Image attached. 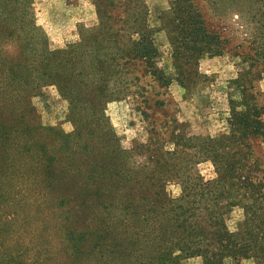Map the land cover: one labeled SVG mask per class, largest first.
Returning a JSON list of instances; mask_svg holds the SVG:
<instances>
[{
  "label": "trees",
  "instance_id": "trees-1",
  "mask_svg": "<svg viewBox=\"0 0 264 264\" xmlns=\"http://www.w3.org/2000/svg\"><path fill=\"white\" fill-rule=\"evenodd\" d=\"M113 2L92 0L95 26L54 45L32 0H0V264H264V154L252 143L264 142V91L253 85L264 73V0H225L227 14L248 7L261 42L228 82L238 95L227 99V133L164 140L152 127L129 149L106 106L131 94L136 64L158 73L159 55L144 7ZM169 14L172 57L194 69L215 42L201 10L173 0ZM234 208L242 220L230 232L223 217ZM46 217L55 247L39 235Z\"/></svg>",
  "mask_w": 264,
  "mask_h": 264
},
{
  "label": "rangeland",
  "instance_id": "rangeland-1",
  "mask_svg": "<svg viewBox=\"0 0 264 264\" xmlns=\"http://www.w3.org/2000/svg\"><path fill=\"white\" fill-rule=\"evenodd\" d=\"M113 1L112 6L117 11L125 6L144 7L147 28L159 55L155 64L158 73L152 75L150 70H144L136 64V71H132L135 80L130 86L131 94L106 106V116L113 133L119 139V145L129 149L133 143H144L152 127L157 129L164 140L175 132L185 137H216L227 133V99L230 92L238 95V89L235 90L228 82L248 70L249 61L245 59L244 53L250 54L249 48L261 44L252 35L259 31L254 28L257 25L252 22V26H246L252 13L248 7L241 4L238 6L239 14L230 11L227 14L225 0H194L201 10L206 32L215 42L210 46L213 51L202 56L193 69L178 67L172 57V47L165 28L175 24L169 14L173 0H137L136 3L133 0ZM32 8L36 23L54 45L76 40L78 26L91 28L96 24L92 0H32ZM261 19L264 21V16ZM191 72L196 76L193 77ZM185 75H189L191 81H187ZM176 79L184 81V87ZM253 85L255 89L264 91V73L253 81ZM141 111L146 113L147 119L141 115ZM252 143L264 154V142L255 140ZM196 168L204 179L213 177L209 162H201ZM167 190L172 195L178 193L175 184L168 185ZM223 218L227 230L234 232L242 220V211L234 208L225 213ZM46 221L50 230L42 228L39 235L49 239L51 246L55 247L53 220L46 217ZM179 264L201 262L199 258H189Z\"/></svg>",
  "mask_w": 264,
  "mask_h": 264
}]
</instances>
